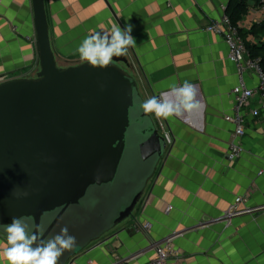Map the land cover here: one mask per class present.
Instances as JSON below:
<instances>
[{
  "label": "crops",
  "instance_id": "obj_1",
  "mask_svg": "<svg viewBox=\"0 0 264 264\" xmlns=\"http://www.w3.org/2000/svg\"><path fill=\"white\" fill-rule=\"evenodd\" d=\"M44 3L57 61L80 60L77 48L86 36L131 24L136 47L119 66L136 80L143 98L170 93L173 84L188 81L200 103L179 117L155 116L172 144L133 216L73 264H147L155 257L153 242L165 239L178 251L174 264H264V105L258 78L251 71L240 76L225 39L206 31L227 14L231 0ZM260 6L249 0L239 22L248 50L264 43L263 34L250 32L264 21ZM36 41L33 0H0V82L37 76ZM241 77L255 95L243 110L245 136L238 142L244 154L230 161L235 126L225 116L233 115L232 91ZM239 197L245 198L241 208L252 211L226 221ZM146 223L152 225L148 235L139 230ZM5 243L0 235V245Z\"/></svg>",
  "mask_w": 264,
  "mask_h": 264
},
{
  "label": "water",
  "instance_id": "obj_2",
  "mask_svg": "<svg viewBox=\"0 0 264 264\" xmlns=\"http://www.w3.org/2000/svg\"><path fill=\"white\" fill-rule=\"evenodd\" d=\"M33 4L40 72L0 84V235L12 217L45 238L67 226L76 245L58 264H73L133 216L168 146L125 56L60 67L44 0Z\"/></svg>",
  "mask_w": 264,
  "mask_h": 264
},
{
  "label": "clouds",
  "instance_id": "obj_3",
  "mask_svg": "<svg viewBox=\"0 0 264 264\" xmlns=\"http://www.w3.org/2000/svg\"><path fill=\"white\" fill-rule=\"evenodd\" d=\"M132 30L131 24L124 29L114 25L110 30L96 31L86 36L77 48L80 60L93 69L108 68L114 57L126 56L129 48L136 47ZM138 104L143 113L165 119L179 117L200 107L196 88L188 81L182 85L173 84L170 93L151 96ZM12 194L21 193L16 188ZM22 195L27 196L28 193ZM3 228L7 235L6 243L0 245V260L7 264H58L63 253L76 245V237L69 234L67 226L47 238L43 236L42 230L33 231L22 217H12L11 222L3 225Z\"/></svg>",
  "mask_w": 264,
  "mask_h": 264
},
{
  "label": "built area",
  "instance_id": "obj_4",
  "mask_svg": "<svg viewBox=\"0 0 264 264\" xmlns=\"http://www.w3.org/2000/svg\"><path fill=\"white\" fill-rule=\"evenodd\" d=\"M261 12L264 13V2L260 6ZM207 32L218 34L222 36L229 48V60L234 63L240 76L246 71L254 72L258 78L257 93L261 97L264 105V68L260 58H254L251 56L245 42V38L242 35V26L235 24L232 19L225 14L221 19L213 22L206 28ZM1 84V83H0ZM255 92L247 88L243 78H240L239 84L233 89V115L225 116L227 122L232 123L235 126V139L236 141L230 146L228 154V160H239L244 154V148L238 142L245 136V118L243 116V110L250 105L251 99L254 97ZM257 114V111H254ZM164 134V133H163ZM167 142V146L170 147L172 140L169 134H164ZM245 198H236L235 203L229 209L226 221H230L232 218L250 213L252 210L242 209ZM171 209V208H170ZM152 229L150 223H146L139 226V230L144 234H149ZM155 257L147 264H174L173 262L178 258V251L175 249L172 239H165L162 241L153 242L152 244ZM126 264V263H122Z\"/></svg>",
  "mask_w": 264,
  "mask_h": 264
},
{
  "label": "trees",
  "instance_id": "obj_5",
  "mask_svg": "<svg viewBox=\"0 0 264 264\" xmlns=\"http://www.w3.org/2000/svg\"><path fill=\"white\" fill-rule=\"evenodd\" d=\"M248 1L249 0H231L229 7L227 9V15L232 19V21L237 24L248 12ZM256 4L261 5L264 0H254ZM250 32L255 35H264V21L260 24H255ZM249 51L251 56L254 58H260L262 66L264 68V43L262 45H252L249 46Z\"/></svg>",
  "mask_w": 264,
  "mask_h": 264
},
{
  "label": "rangeland",
  "instance_id": "obj_6",
  "mask_svg": "<svg viewBox=\"0 0 264 264\" xmlns=\"http://www.w3.org/2000/svg\"><path fill=\"white\" fill-rule=\"evenodd\" d=\"M64 62V61H63ZM61 62L60 60L57 61L58 65L67 68V67H71V66H76V65H80L82 64L81 60H67L66 62ZM63 64V65H62ZM60 66V67H61ZM36 76V75H35ZM34 76V77H35ZM2 83V82H0Z\"/></svg>",
  "mask_w": 264,
  "mask_h": 264
}]
</instances>
